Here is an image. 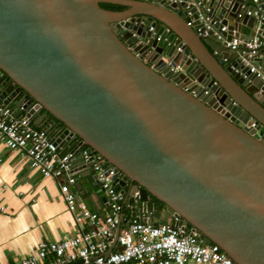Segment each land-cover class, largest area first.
Returning <instances> with one entry per match:
<instances>
[{
	"label": "water",
	"instance_id": "water-1",
	"mask_svg": "<svg viewBox=\"0 0 264 264\" xmlns=\"http://www.w3.org/2000/svg\"><path fill=\"white\" fill-rule=\"evenodd\" d=\"M185 5L0 0V101L43 111L40 127L57 120L61 137L115 166L132 214L177 219L235 263L264 264V56L251 72L244 44L217 38L246 39L245 25L263 38L264 19L247 10L264 0H201L208 38Z\"/></svg>",
	"mask_w": 264,
	"mask_h": 264
},
{
	"label": "built area",
	"instance_id": "built-area-1",
	"mask_svg": "<svg viewBox=\"0 0 264 264\" xmlns=\"http://www.w3.org/2000/svg\"><path fill=\"white\" fill-rule=\"evenodd\" d=\"M153 1L170 4L185 1L187 23H196L198 19L202 22V27H197L198 34L208 38L211 18L199 11V1ZM247 1L251 5H258V0ZM195 7L198 8L197 17ZM259 12L260 8L247 10V14L264 19V11ZM217 38H221L230 51H238L244 44L242 51L248 58L244 63L251 72L259 68L257 59L264 56V37L242 39L233 36L225 40L217 34ZM73 137L69 141L58 132L37 126L26 112L15 115L10 105L0 101V139L7 148L22 152L32 169L57 181L66 206L79 227V232L73 236L39 242L31 254L12 264H237L219 245L205 242L188 226L184 229L177 219L158 223L151 218V212L130 213L134 205L115 187L120 171L113 165L105 166L102 155L82 145L75 135ZM77 156L90 165L106 196L108 210L104 214L89 210L71 189L76 182L72 166ZM116 228H119L116 238L118 246L111 244ZM79 260L81 262L75 263Z\"/></svg>",
	"mask_w": 264,
	"mask_h": 264
},
{
	"label": "crops",
	"instance_id": "crops-1",
	"mask_svg": "<svg viewBox=\"0 0 264 264\" xmlns=\"http://www.w3.org/2000/svg\"><path fill=\"white\" fill-rule=\"evenodd\" d=\"M250 30L243 26L246 37H250ZM234 31H239V25ZM43 114L42 111L33 118L35 125L40 126ZM56 123L57 120L43 128L56 133ZM72 167L76 179L72 191L89 210L106 213V196L90 165L77 156ZM78 232V224L66 206L57 181L32 169L22 152L7 148L0 139V264H12L28 256L41 241H57Z\"/></svg>",
	"mask_w": 264,
	"mask_h": 264
},
{
	"label": "trees",
	"instance_id": "trees-1",
	"mask_svg": "<svg viewBox=\"0 0 264 264\" xmlns=\"http://www.w3.org/2000/svg\"><path fill=\"white\" fill-rule=\"evenodd\" d=\"M100 6L105 8V9H110V10H122L125 8L122 5H117V4L107 3V2L100 3ZM153 200H156L158 203H160L159 206L161 205V202L159 200L155 199L154 197H153ZM162 207H164V206H162ZM187 226H188V228H190L189 224H187Z\"/></svg>",
	"mask_w": 264,
	"mask_h": 264
},
{
	"label": "flooded vegetation",
	"instance_id": "flooded-vegetation-1",
	"mask_svg": "<svg viewBox=\"0 0 264 264\" xmlns=\"http://www.w3.org/2000/svg\"><path fill=\"white\" fill-rule=\"evenodd\" d=\"M121 36H122V34H121ZM122 39H123V41H126L127 40L126 38H123V37H122ZM154 201H156V200H154ZM159 204L160 203L157 202V205H159Z\"/></svg>",
	"mask_w": 264,
	"mask_h": 264
}]
</instances>
